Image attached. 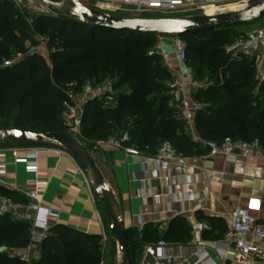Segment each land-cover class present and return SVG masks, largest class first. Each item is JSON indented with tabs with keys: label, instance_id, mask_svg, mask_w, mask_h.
Masks as SVG:
<instances>
[{
	"label": "trees",
	"instance_id": "1",
	"mask_svg": "<svg viewBox=\"0 0 264 264\" xmlns=\"http://www.w3.org/2000/svg\"><path fill=\"white\" fill-rule=\"evenodd\" d=\"M244 25L248 24L178 35L185 43L183 63L191 79L201 84L193 92L200 104L193 118L195 140L179 110L169 106L168 83L174 75L157 53L149 54L161 34L98 28L67 15L29 14L12 0H0V127L66 130L60 115L68 91L112 80L113 103L87 100L83 105L84 141H106L126 131V144L145 157H152L163 142L177 154L202 155L208 151L205 142L219 144L228 136L257 140L264 150V80H258L249 58L236 60L227 51L244 35L237 32ZM34 38L42 39L47 59L30 50L28 43ZM6 60L14 62L4 66ZM195 214L207 225L204 238L223 239L227 227L222 218ZM125 233L132 264H138L147 246L159 241L186 244L191 239L182 216L171 218L162 231L149 223ZM101 239L55 225L42 239L38 257L26 260L13 251L30 245L29 226L10 214L0 215V264H99Z\"/></svg>",
	"mask_w": 264,
	"mask_h": 264
},
{
	"label": "crops",
	"instance_id": "2",
	"mask_svg": "<svg viewBox=\"0 0 264 264\" xmlns=\"http://www.w3.org/2000/svg\"><path fill=\"white\" fill-rule=\"evenodd\" d=\"M12 1L37 13L30 0ZM258 27L264 28V19L257 25L238 27L237 32L245 33ZM252 50L249 60L258 75L264 69V41L253 45ZM156 53L171 74L191 79L190 70L177 57L172 35L164 38ZM121 90L125 91L126 87ZM193 92L194 88L187 87L182 99L179 102L170 100L169 106L179 110L182 102L190 104L194 101ZM185 124L195 138L193 121ZM84 145L112 191L124 228L138 230V227L151 223L158 224L162 231L175 216L184 217L190 226L191 239L188 243H167L166 247L157 249L155 257L146 255L142 250L138 264H190L196 261L200 251L207 254L209 264H229L233 253L232 242L204 238L205 229L201 228V222L196 217L197 211L222 218L228 228V211L238 206L249 207L251 213L264 222V150L260 146L250 157L236 155L234 159H226L220 154H177L174 160L156 167L151 157L127 155L113 149L105 141L90 140ZM12 148L19 149V158L28 148L43 149L37 157L38 180L41 181L39 209L28 196L34 174L27 170L21 159L10 155ZM3 152L6 155L0 158V195H8L14 203L11 217L25 222L31 233L30 245L14 253L26 260L36 259L42 239L55 225H64L86 234L105 233L102 222L104 211L96 192L77 162L70 155L63 154L60 147L52 143L0 144V153ZM46 208L52 209L53 214L43 228L40 222ZM255 243L261 254L247 258L244 264H264V242Z\"/></svg>",
	"mask_w": 264,
	"mask_h": 264
},
{
	"label": "built area",
	"instance_id": "3",
	"mask_svg": "<svg viewBox=\"0 0 264 264\" xmlns=\"http://www.w3.org/2000/svg\"><path fill=\"white\" fill-rule=\"evenodd\" d=\"M121 4H132L139 7H148L159 11H178L182 10L185 5L198 6L199 8H206L207 6H215L220 0H115ZM205 5V6H204ZM25 9L26 12L32 14L33 11L22 5H17ZM40 14H51V11L46 7H41ZM169 35L161 34L156 42V45L149 54L156 53L164 40ZM264 41V28L258 27L251 31L245 32L243 36L237 38L232 45L227 48L231 58L241 60L243 58H251L253 55L252 47L259 42ZM172 44L177 53L178 59L183 62L185 58V43L178 36L172 35ZM44 50L47 52L44 46ZM41 54V53H40ZM42 55V54H41ZM47 59V54L42 55ZM14 60L4 61V66H9ZM257 78L259 81L264 80V69L259 71ZM170 88L171 100L179 102L182 96L185 94L187 87L194 89L201 87L200 83L193 81L192 79H185L182 76H174V78L168 83ZM116 91L113 86L112 80H107L102 84L92 85L84 84L78 92L72 90L68 91L67 100L63 103V109L61 111V120L72 136L83 144L85 141L80 135V121L83 113V105L87 100H98L105 104L113 103L115 100ZM200 107V104L196 101L190 104H181L179 111L181 118L186 123L193 121L196 110ZM197 139L196 137L194 138ZM129 135L126 131H122L118 135L110 136L105 143L115 150H121L127 155L137 156L141 153L133 146L127 145ZM204 145L207 147V154L212 155H223L226 159H234L236 155H242L244 157H250L254 151L259 148L257 140L252 142L235 139L232 137H225L221 143L209 141L205 142ZM62 149V148H61ZM18 148H12L9 153L16 159H21L29 172L34 174V178L31 180V189L28 192V196L32 201L36 202V208H41L39 199V186L41 181L38 180V154L43 151L41 148H28L23 155L19 158ZM62 153L69 155L65 150L62 149ZM6 153H0V158L5 156ZM177 153L172 148L169 142H163L157 152L151 157L156 167H160L165 161H172L176 158ZM0 168L1 165H0ZM259 203L257 202L256 205ZM14 207L12 200L6 196L0 195V215L10 214ZM53 214L52 209L46 208L44 212L43 220L40 222L41 227H46L48 217ZM229 221V227L223 235L224 240L232 242L233 253L230 257L229 264H244V261L251 256H258L261 254V250L255 242H264V222L258 220L252 213L249 207H234L227 213ZM142 227H138V231ZM202 229H207L205 223H201ZM101 242L104 244L106 240V234L103 233ZM167 243L159 241L155 246H147L144 249L146 255L155 257L156 251L159 248H164ZM154 247V248H153ZM103 252V249H101ZM104 253V252H103ZM207 254L204 251H200L197 255V259L194 263L190 264H209L206 261ZM102 264V261L99 263Z\"/></svg>",
	"mask_w": 264,
	"mask_h": 264
},
{
	"label": "water",
	"instance_id": "4",
	"mask_svg": "<svg viewBox=\"0 0 264 264\" xmlns=\"http://www.w3.org/2000/svg\"><path fill=\"white\" fill-rule=\"evenodd\" d=\"M51 14L67 15L87 25L127 31L178 36L185 33L214 28L252 24L264 19V0L246 5L243 9L192 17H132L119 16L89 7L78 0H37ZM72 9L77 14H66ZM37 52V51H35ZM52 143L65 150L79 165L106 216L113 241L117 240L122 257L116 264H132L131 249L112 191L85 145L66 130L43 131L23 128L0 127V144ZM92 174L93 180L89 175ZM154 248V247H153Z\"/></svg>",
	"mask_w": 264,
	"mask_h": 264
},
{
	"label": "rangeland",
	"instance_id": "5",
	"mask_svg": "<svg viewBox=\"0 0 264 264\" xmlns=\"http://www.w3.org/2000/svg\"><path fill=\"white\" fill-rule=\"evenodd\" d=\"M32 2V7L34 8V12H39L41 7H45L41 5L37 0H30ZM85 5H91L89 7L101 10L104 12L108 11L110 13H116L119 16H132V17H192L201 14H213L224 12L230 9H234L243 5H248L250 0H220L215 3V6H207L206 8H199L198 6L193 5H185L182 10L178 11H159L155 9H150L148 7H139L132 4H121L116 2L115 0H78ZM210 1V0H205ZM30 2V3H31ZM205 6V5H204ZM262 20V19H261ZM261 20L248 24V25H257ZM28 46L31 51H37L42 55H46L47 52L44 50V44L42 39L34 38L29 43ZM103 226L105 229L106 240L104 244H102L103 255L101 258L102 264H116L120 259V252L118 255V244L116 241H113L109 230L107 220L104 214V218L102 219ZM119 248V247H118ZM100 261V262H101Z\"/></svg>",
	"mask_w": 264,
	"mask_h": 264
},
{
	"label": "bare ground",
	"instance_id": "6",
	"mask_svg": "<svg viewBox=\"0 0 264 264\" xmlns=\"http://www.w3.org/2000/svg\"><path fill=\"white\" fill-rule=\"evenodd\" d=\"M203 1H205V0H203ZM245 6L246 5H243V6H240V7L234 8V9H230V10H227V11H224V12L240 10V9H243ZM63 12L66 13V14H77V12L74 11V10H72V9H65ZM224 12H219V13H224ZM213 14H216V13H213ZM209 15H211V14H209ZM89 177H90L91 180H93L92 174H90ZM115 241L117 242L116 239H115ZM117 244H118V242H117ZM118 247H117V250H118V255H119V252H120V259H119V261H120L121 260V257H122V253H121V249H120L119 244H118Z\"/></svg>",
	"mask_w": 264,
	"mask_h": 264
}]
</instances>
